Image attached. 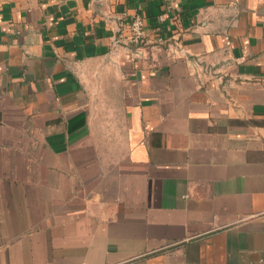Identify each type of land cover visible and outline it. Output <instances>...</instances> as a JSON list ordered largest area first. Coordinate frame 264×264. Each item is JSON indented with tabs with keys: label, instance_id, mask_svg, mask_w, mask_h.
<instances>
[{
	"label": "crops",
	"instance_id": "crops-1",
	"mask_svg": "<svg viewBox=\"0 0 264 264\" xmlns=\"http://www.w3.org/2000/svg\"><path fill=\"white\" fill-rule=\"evenodd\" d=\"M0 264H264V0H0Z\"/></svg>",
	"mask_w": 264,
	"mask_h": 264
},
{
	"label": "built area",
	"instance_id": "built-area-1",
	"mask_svg": "<svg viewBox=\"0 0 264 264\" xmlns=\"http://www.w3.org/2000/svg\"><path fill=\"white\" fill-rule=\"evenodd\" d=\"M129 37L132 43H138L145 37V26L141 15H135L129 26Z\"/></svg>",
	"mask_w": 264,
	"mask_h": 264
}]
</instances>
